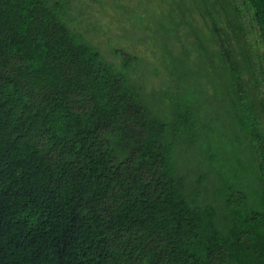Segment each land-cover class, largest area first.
I'll use <instances>...</instances> for the list:
<instances>
[{"label":"trees","instance_id":"16d2710c","mask_svg":"<svg viewBox=\"0 0 264 264\" xmlns=\"http://www.w3.org/2000/svg\"><path fill=\"white\" fill-rule=\"evenodd\" d=\"M0 264H264V0H0Z\"/></svg>","mask_w":264,"mask_h":264},{"label":"rangeland","instance_id":"374dc122","mask_svg":"<svg viewBox=\"0 0 264 264\" xmlns=\"http://www.w3.org/2000/svg\"><path fill=\"white\" fill-rule=\"evenodd\" d=\"M102 48H103V50L106 48L104 44H102Z\"/></svg>","mask_w":264,"mask_h":264}]
</instances>
